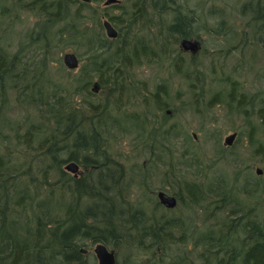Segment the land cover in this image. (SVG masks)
I'll return each instance as SVG.
<instances>
[{"label":"trees","instance_id":"16d2710c","mask_svg":"<svg viewBox=\"0 0 264 264\" xmlns=\"http://www.w3.org/2000/svg\"><path fill=\"white\" fill-rule=\"evenodd\" d=\"M94 1L99 2L14 0L18 9L42 20L39 37L44 34L47 43L57 42L63 50L73 48L84 59L78 84L72 85L75 94L88 96L92 80L98 78L100 88L108 87L116 97L120 114L109 115L106 104L87 105L82 112L71 108L69 112L59 94L64 87L61 83L51 85L44 68H33L21 61L19 54L10 58L0 52V264H92L81 248L96 241L128 250L131 254L124 258V264H264V210L259 213L256 205L263 188L249 181L241 184L244 177L239 169L233 174L227 169L221 183L210 169L203 173L204 179L176 174L169 160L163 176L178 178L175 185L169 183L177 188L173 194L186 203L189 216L199 211L203 218L200 228L204 230L197 235H191L198 226L187 224L186 214L182 219L168 210L166 215L157 216L140 201L130 200L131 185L124 181V166H117L107 156L112 131L139 134L144 150L153 140L150 151L156 145L163 150L160 158L165 160L177 158L168 145L183 128L173 124L162 130L158 125L173 104L171 84L156 81L149 90L132 71L172 58V52L179 51L168 46L183 38L202 37L199 21L181 0H156L162 11H157L158 19L153 21L143 12L145 0H123L104 8ZM8 2L0 1V15H9ZM113 7L121 9L120 16L111 14ZM165 14L169 21L162 20ZM102 16L117 22V38L104 35ZM156 23L160 29L154 34L142 26L149 29L158 26ZM175 69L197 98L198 73L185 63L175 64ZM224 81L230 82L226 83L228 101H238V82L228 77ZM8 94L15 96L13 103L19 112L22 108L31 112L33 121L27 127L7 108ZM222 94L217 91L212 100ZM239 103L238 107H243V99ZM128 104H141L143 110L127 112ZM87 110L91 118L85 115ZM260 118L264 120V108ZM152 126L162 140L151 138ZM250 138L253 144L252 134ZM262 147L260 143L256 148L260 155ZM181 153L180 158L186 156L199 167L212 166H206V159H199L198 154ZM72 160L87 168L83 176L76 177L65 169L64 164ZM229 177L235 181L228 182Z\"/></svg>","mask_w":264,"mask_h":264},{"label":"rangeland","instance_id":"374dc122","mask_svg":"<svg viewBox=\"0 0 264 264\" xmlns=\"http://www.w3.org/2000/svg\"><path fill=\"white\" fill-rule=\"evenodd\" d=\"M0 1H9L7 5L10 11L7 16L0 15V52L8 57L11 56L10 58L19 54V59L32 64L33 68L38 66L44 68L51 85L61 83L64 87L59 94H62L66 105L70 108L69 112L71 108L82 112L87 109V105L106 104L109 115L119 116L120 111L116 110L117 106L114 102L116 97H112L108 87L100 88L99 91L93 90L94 82L98 78L92 80L88 96L84 93L75 94V87L72 85L74 82L78 84L77 79L81 74L84 59L79 54L80 64L75 69H69L64 64L65 53L76 52L75 49H67L65 46L63 50L57 42L47 43L48 40L44 34L38 36V32L41 31L39 17L37 18L34 13L22 11L21 8L18 9L13 5L14 0ZM98 1H94V4L101 8L110 6L105 4L106 0ZM120 1L123 2V0ZM145 1L143 12L146 14V19H158L162 8L155 5L156 0ZM182 2L188 4V9L192 10L196 20L199 21L197 27L202 37L198 39L199 50L197 52L184 50L179 42L168 46L174 51L178 49L179 52L175 51L171 54V57L175 58H162L159 64L143 65L132 71L142 81V84H148L149 90L154 89L156 81H166L171 84L173 104L166 108L167 117H164V114L161 115L162 119L160 118L158 125L163 126L162 130L173 124L183 126L175 135L176 137H173V144L168 145L170 149L175 150L173 154L177 158L161 159L163 150L155 145L153 152L150 151V146L154 145L153 140L148 142V147L144 150L139 141V138H142L139 134H127L119 130L112 131L114 138L107 156L114 160L117 166H124V181L131 185L129 193L131 201H140L143 207L157 216L166 215L168 210L171 211L170 215L179 216L182 219H185L186 214V217H189V220H186L187 224L192 223V226L195 224L198 226V230L191 235H197L199 231L204 230L200 228L203 218L199 211L189 216L186 203H181L179 199L175 207H168L159 200L158 192L166 191L165 187L171 194L177 192V188L170 184L175 185L178 178L171 180L172 177L169 176V179L163 176L166 168L170 167V161L175 166L176 174L184 173L190 179L200 176L203 178V173L205 175L210 169L215 180L221 183L226 180L227 169L228 173L232 174L239 169L241 176L244 177L241 184L249 181L260 190L263 188V191L258 193V195L262 194L256 200V205L259 207V213L264 210V153L260 155L256 152L260 143L264 145V120L260 118V110L264 108V0H181V4H184ZM120 11L121 9L116 7L110 10L111 14L116 16H120ZM104 18L108 17L102 16V23ZM162 20L166 22L169 18L165 14ZM114 24L116 25L117 22ZM162 24L163 22L160 21V26ZM42 25L40 24L41 27ZM142 26L147 32L150 30L153 34L160 29L159 24L154 25L155 27L152 25L149 29L147 25ZM31 29H34V32H30ZM103 32L107 38H110L105 27ZM163 32L166 33L165 29ZM184 63L190 71L198 73L197 98L194 95L196 92L189 91L188 84L180 75L181 73L175 69V64L183 65ZM227 77L238 82V101L229 102L227 99L226 83H230L224 81ZM219 90L223 94L213 101V95ZM13 94H8L10 99L6 106L11 114L27 127L33 121L32 114L26 108H22L19 112L20 108L13 103L15 100ZM241 99H243V107H238ZM133 105L128 104L124 110L142 112L141 104ZM155 112L157 113L156 110ZM85 115L88 118L92 117L88 110ZM154 127H150V130H154L153 134L157 131ZM234 132H237L234 143L227 145L226 137ZM250 134L253 135V144L250 142ZM161 136L160 133L158 137L157 133L151 138L158 137V140H162ZM262 148L264 151V147ZM183 151H186L188 155H200L199 159H206V166L210 163L212 166L207 169L199 167L186 156L183 160L180 158ZM22 153L26 152L22 151ZM25 156L28 157V154ZM22 159L24 160L23 156ZM80 169L78 173L70 171L69 173L81 177L87 168L80 164ZM258 169H262V172L259 173ZM227 181L234 182L235 180L229 177ZM121 253L122 255L118 257L119 262L124 264L125 259L131 253L128 254L126 249H122Z\"/></svg>","mask_w":264,"mask_h":264},{"label":"water","instance_id":"95a60500","mask_svg":"<svg viewBox=\"0 0 264 264\" xmlns=\"http://www.w3.org/2000/svg\"><path fill=\"white\" fill-rule=\"evenodd\" d=\"M83 1L90 2L91 0H83ZM117 2H120V0H106L105 4L110 5ZM103 24L106 29L107 35L110 38L113 39L119 36V29L113 24V22L110 19L104 18ZM181 44L185 50H190L192 52H197V50H199L200 48L199 40L193 37L183 38ZM64 63L67 67L71 69H75L80 64V57L76 52L73 51L66 52L64 55ZM93 90L94 91L100 90L99 82L96 81L94 83ZM236 136H237V132L229 134L225 139L226 144L232 145L234 143ZM65 169L70 172L78 173L80 170V164L75 160H72L65 165ZM258 172L261 173L262 169H258ZM158 195L160 201L168 207H175L178 204V199L175 195L168 196L164 191H160ZM95 251L99 257L100 264H116L117 258L114 251H110L104 243H99L96 246Z\"/></svg>","mask_w":264,"mask_h":264},{"label":"flooded vegetation","instance_id":"af4514ba","mask_svg":"<svg viewBox=\"0 0 264 264\" xmlns=\"http://www.w3.org/2000/svg\"><path fill=\"white\" fill-rule=\"evenodd\" d=\"M117 3H119V2H117ZM81 170V169H80ZM74 176H76V174H74ZM77 177V176H76ZM160 191H164V190H160ZM159 191V192H160ZM159 192H158V194H159ZM164 192H166V191H164ZM166 194L168 195V196H173L171 193H169V192H166ZM159 196V195H158ZM176 196V195H175ZM177 197V196H176ZM177 199H178V197H177ZM99 243H104L107 247H108V249L110 250V251H114V253H115V255H116V258H117V261H116V264H120V262H119V258L118 257H120V255H121V250H122V248H120L119 246H115V245H112V244H108V243H106V242H100V241H96V242H94L90 247H82L81 248V252L85 255V257L87 258V259H89V260H91L93 263L92 264H100V262H99V257H98V255H97V253H96V251H95V248H96V246L99 244Z\"/></svg>","mask_w":264,"mask_h":264},{"label":"bare ground","instance_id":"6f19581e","mask_svg":"<svg viewBox=\"0 0 264 264\" xmlns=\"http://www.w3.org/2000/svg\"><path fill=\"white\" fill-rule=\"evenodd\" d=\"M183 48V47H182ZM184 49V48H183ZM185 50V49H184Z\"/></svg>","mask_w":264,"mask_h":264}]
</instances>
